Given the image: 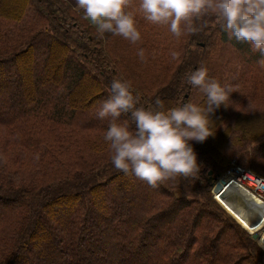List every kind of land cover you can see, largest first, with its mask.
Segmentation results:
<instances>
[{
	"label": "trees",
	"instance_id": "trees-1",
	"mask_svg": "<svg viewBox=\"0 0 264 264\" xmlns=\"http://www.w3.org/2000/svg\"><path fill=\"white\" fill-rule=\"evenodd\" d=\"M2 2L0 39L13 36L5 39L8 46L0 48V264H44L43 259H53L55 264H124L125 256L110 259L106 254L96 255L90 247L83 246L91 238L93 213L100 219L107 217L99 228L100 234L110 242H114L116 236L121 237L119 250L128 256L140 257L141 249L152 250L157 263H163L166 258L168 264H186V257L191 255L190 264H197L203 252L204 264H264V250L259 243L244 227L241 229L229 217H223L217 200L207 197V193H195L190 199L178 197L175 192L170 194L161 187L160 191L145 192L141 197L133 196L130 201L124 199L116 203L117 197L133 187L130 183L135 174L115 168L112 159L103 161L105 164L95 163L105 149L102 135L77 136L75 133L77 127L105 130L108 119L101 122L100 118H81L86 111L96 108L98 111L102 104L98 98L104 92L87 82L86 71L75 57L77 55L86 67L94 68L97 77L100 71L107 73L106 64L111 65V58L108 55L97 58L91 53L90 45L95 39L86 35L91 28L84 25L83 13L82 19L72 16L69 0ZM133 4H139V0ZM136 16L140 14L135 13ZM205 18L195 26L198 30L192 32L196 50L218 46L219 40L220 44L221 41L230 42L222 27L220 36V31L211 30L210 20ZM139 19L137 23L143 22L144 15ZM12 21L19 22L20 26L7 28ZM80 28L87 29L79 34ZM53 35L68 42L48 41ZM235 43L238 49L249 44L237 40ZM37 44L46 49L34 67ZM72 46L75 49L71 50ZM197 60L201 57L191 58L189 65L192 67ZM9 65L22 72L18 77L24 85L11 96L12 87L3 75ZM41 68L45 71L38 74ZM83 82L87 86L80 89ZM6 98L9 99L5 104ZM3 105L8 108L4 117L1 115ZM124 118L122 115L121 119ZM79 139L91 146L81 147ZM73 144L76 147L71 149ZM89 154L93 159L87 160ZM206 170L200 168L197 174L204 176L210 189ZM57 211L66 218L55 217ZM72 216L73 220L69 219ZM49 220L55 229H45ZM170 223L172 232L160 239L161 246L150 243L153 239L159 240L164 232L158 229L168 228ZM117 224L124 226L120 235L116 234ZM55 230L64 234L62 242L53 243ZM213 232L215 235L210 236ZM226 235L234 243L225 248L227 241L221 242ZM181 238L186 240L182 242ZM202 238H207L210 244L202 243ZM79 247L82 248L80 252ZM32 249L36 253H31ZM236 249L247 252L237 255ZM222 252L226 255L221 256ZM78 253L82 254V262L70 261L69 258L79 256ZM169 253L171 258H168ZM32 256L42 260L37 258L34 262ZM131 264L145 263L139 259Z\"/></svg>",
	"mask_w": 264,
	"mask_h": 264
},
{
	"label": "rangeland",
	"instance_id": "rangeland-1",
	"mask_svg": "<svg viewBox=\"0 0 264 264\" xmlns=\"http://www.w3.org/2000/svg\"><path fill=\"white\" fill-rule=\"evenodd\" d=\"M69 1L73 7L72 11L74 13L72 16L75 15L73 17H81L82 19L83 9L79 8L77 0ZM134 1L135 0H128V10L138 13L141 16L143 13L139 9V4H133ZM0 2L3 3L2 0H0ZM7 2L8 4H11V0H7ZM55 16H58V13H55ZM140 16H136V20H141L139 19ZM207 18L210 20V27H212L211 30L217 31L218 33L220 31L221 36L222 26L216 22L214 16L207 15ZM83 19L85 20V22H83L84 25H88L91 30L87 28H80L79 34H83L84 30L87 29L88 32L86 35L95 39V43L90 45L93 48L91 53L95 54L97 58L99 55H108L111 58V65H108V63L106 64L108 67L107 73L104 74L100 71V76L97 77V74L93 70L94 68H91L89 65L87 68L85 63H83L81 60H78L77 55L75 57V60L78 62V64L80 63L79 65H81L84 71H86L87 82L91 83L95 87H100V90L104 92L98 98L102 101V103L109 97V91L113 78L130 81L133 94L138 97L139 104L145 106L149 104L154 105L157 98H160L162 101H164L166 107L178 105L189 99L203 102L205 99L204 94L200 92L198 88H194L187 82V74L195 70V65L197 67L203 65L208 69L209 77L215 78L222 84L228 85L231 89V92L229 93L226 102L221 103L219 107L215 108L213 112L209 113L213 134H216V136H213V134L210 135L205 140L207 145L203 144L204 141H191L196 152L198 153V160L201 164L200 168H205L208 170L206 175L208 177L207 179L209 180L211 177L210 171H213L214 176L216 175L221 179H228V177L231 176L229 173L233 174L232 170L237 168L243 170L245 173H248L250 176L253 175L264 179V58L261 57L259 52L254 51L248 42L247 47L244 46V49H238L235 47V38H230L229 40L231 43L221 41L220 44L219 40V43H216L218 46L209 45L208 48H205V50H196V47L192 42V32L184 30L182 31V34L177 37L170 32L169 26L167 24H154L144 18L143 22L137 23V26L141 32V39L133 44L124 37L120 35H114L109 32H105L103 36H101L98 33L96 27L90 23L89 20L85 18ZM196 19V21H192L194 26L197 24L200 25L203 19L205 20L206 18L203 16ZM9 23L11 24L8 25L6 23L7 28H15L20 26L19 22L16 21ZM183 23L184 22H182V26ZM148 28H152V30ZM12 36H2L0 41L3 43L0 42V48L8 46L9 43L6 42L5 39H11ZM47 39L48 41H58L59 43L60 40L68 42L66 39H60L54 35L48 37ZM139 48H143L145 50V58L143 60L137 55V50ZM45 49L46 48L42 45L38 46L37 44V48L34 50L33 54L35 63L34 67L36 66V62L39 61L38 57L43 54L42 51ZM73 49H75L74 46H72L71 50ZM173 52L177 53L175 57L172 55ZM199 56L201 57V60H197L196 64L193 63L191 67V64L189 65L188 61L191 58L197 59ZM106 58L108 59L107 56ZM46 63L47 61L45 64ZM44 71L45 70L41 68L38 74H43ZM19 73L22 72L13 70L12 66L10 65L4 71L3 75L7 78L9 87H12L9 90L11 93L10 96L15 91L22 90L24 87L23 83L20 82L18 77ZM85 86H87V83L83 82L80 89H83ZM8 99L9 98H6V101L4 102L5 104ZM6 109H8L7 105H3L1 110H4V112H1L3 117L8 113V110ZM96 109L86 111L81 116V118H99L97 116ZM104 119L100 118V121L103 122ZM104 131L105 130L87 127H84V129L77 127L75 133L77 136H95V134H100L103 136ZM51 135L52 134L49 136ZM79 140H82L80 144L81 147L87 148L91 146L88 145L84 139ZM75 147L76 146L73 144L71 149H74ZM104 147L105 149L103 152L99 153L100 159L98 157L99 160L95 161V163L103 162L105 160L111 161L113 151L108 146V142H106ZM79 149L80 148H78V150ZM85 151L90 152L88 150ZM92 157L94 156L89 154L87 160L93 159ZM103 164H105V162H103ZM130 184L133 187H130L129 192L117 197L115 199L116 203H120L124 199L130 201L133 199V196L141 197V195L145 192L151 193V191H160L161 187H165V191L170 194L175 192L176 196L178 197L188 196V198L193 199L196 195L195 193H207V197L217 200L214 193L212 192L211 187L210 189L207 187L204 176L202 174H197V172H194L189 177H175L166 179V181H158L155 186L150 185L147 181L142 180L135 175L133 181H131ZM168 187L176 188L173 191ZM217 202V205H220V208L223 212V217H229L241 229H243L244 226L249 228L247 224L240 221L235 214L230 212L229 208H232L233 206L228 207V204L225 202V204L223 202L222 204L219 200H217ZM252 202L254 203V200ZM56 215L57 218H66L65 214L58 213V211L55 212V217ZM184 216L185 214L182 215V219ZM73 218L74 216L69 217L71 220H73ZM106 219L107 217L100 219L97 213H93L94 222L92 224L91 238L90 241L83 243L84 247L86 246L91 248L93 251L92 253L96 255L106 254L110 259H114L115 257L121 255L125 256L123 260L125 261L124 264H131L137 262L139 259H142L145 264H168L169 261H167L166 258H164L163 263H157V259L155 258L156 253L152 250L146 252L141 249L139 252L140 257H134L132 255L128 256L123 251L119 250V246L123 241L121 237L116 236V240H114V242H110L104 239L100 234L99 228L102 227ZM48 223L49 225H45L46 230L52 229V227L55 229V226L51 220H49ZM211 223L212 222H209V224ZM183 224L184 222L182 220L181 227H183ZM117 225L119 229L116 234L120 235L119 233L123 232L124 226L121 224ZM171 225L172 223L167 225L168 228H159L158 230H163V236H160L159 240L157 241H154L153 239V241L150 243L161 246L163 242H161L160 239H163L164 235H169L172 232ZM205 225H208V223ZM201 230L205 231L203 229ZM55 231L56 233L53 237V243L62 242L65 238L64 234H61L57 230ZM213 235H215L214 232L210 236ZM181 239L182 242L186 240L185 238ZM201 241L202 243L210 244L207 238H202ZM226 241L227 244H225V248L228 245L230 246V244L234 243V240L229 238L227 235L221 243H225ZM258 245L261 246L260 244ZM153 247L155 248V246ZM115 248L116 252L114 253ZM78 249L79 252L82 250L80 247ZM262 249L264 250L263 247ZM236 252L237 255L243 256V253H246L247 251L243 249H236ZM31 253L36 252H34L32 249ZM81 255L82 254L77 257L73 256L69 259L73 262H82ZM225 255L226 252H224V255L223 252L221 253V256ZM204 256L205 253L203 252L199 254V262L197 264H204ZM169 257L171 258L170 253L168 255V258ZM186 258V264H190L192 258L191 255ZM36 259L32 256V260L34 262ZM38 259L40 260L41 258ZM43 262L51 264L56 263V261L53 259H43ZM18 264H20V262ZM98 264L102 263L100 262Z\"/></svg>",
	"mask_w": 264,
	"mask_h": 264
},
{
	"label": "clouds",
	"instance_id": "clouds-1",
	"mask_svg": "<svg viewBox=\"0 0 264 264\" xmlns=\"http://www.w3.org/2000/svg\"><path fill=\"white\" fill-rule=\"evenodd\" d=\"M77 4L101 36L109 32L133 44L141 39L128 0H77ZM139 9L147 21L167 24L177 37L184 30H198L193 18L212 15L230 38L248 42L264 58V0H139ZM137 55L143 60L145 50L139 48ZM187 82L204 94L203 102L189 99L166 107L157 98L154 105L145 106L139 104L130 81L113 78L97 116L108 118L103 139L113 151L115 168L131 171L153 186L200 171L191 141L203 142L213 134L209 113L227 101L231 89L209 77L203 65L187 74Z\"/></svg>",
	"mask_w": 264,
	"mask_h": 264
},
{
	"label": "water",
	"instance_id": "water-1",
	"mask_svg": "<svg viewBox=\"0 0 264 264\" xmlns=\"http://www.w3.org/2000/svg\"><path fill=\"white\" fill-rule=\"evenodd\" d=\"M210 181H211V187H212V192L217 195L216 199L220 201V203L225 202L227 204H233L236 206L238 211L242 214L243 218L247 221V223L252 226L254 223H256L258 220V217H255L256 213H254L248 205V203H243L240 202L242 200L235 199L236 192L238 190L240 191L242 196V192L240 187L232 181H226V179H221L218 176L213 175V171H210ZM239 193V192H238ZM223 204V203H222ZM239 204V205H238ZM251 204V203H250ZM256 207L258 205L256 203H253ZM251 210V211H249ZM253 212V214H252ZM233 215V214H232ZM259 221V220H258ZM244 226V224H243ZM247 231L251 234L252 238L256 240L261 246L264 245V233L261 231H250L246 226H244ZM261 240V241H260ZM264 248V246H262Z\"/></svg>",
	"mask_w": 264,
	"mask_h": 264
},
{
	"label": "bare ground",
	"instance_id": "bare-ground-1",
	"mask_svg": "<svg viewBox=\"0 0 264 264\" xmlns=\"http://www.w3.org/2000/svg\"><path fill=\"white\" fill-rule=\"evenodd\" d=\"M239 181L241 182V185L238 184V186L241 189L242 192V196L239 195L241 194L240 191L238 190V192H236L235 195V199H239L242 200L240 202L243 203H248V205L251 207L250 209L256 213V215H254L255 217H258V220H256L257 222L254 223L252 226H250L247 221L243 218L242 214L238 211V209L236 208V206H234L233 204H228L229 206H233L230 209V212H232L233 214H235L237 216V218L242 221L243 223L248 225V229L250 231H262V233H264V203H259V198L264 200V190H262L261 188H259V185L257 182H252V183H245V181H242V179L240 178ZM259 197V198H258ZM255 201L256 203L260 204V207H256L252 201ZM224 203V202H223ZM251 203V204H250ZM225 204V203H224ZM227 204V203H226ZM263 204V205H262ZM239 205V204H238ZM249 210V211H251ZM261 241V240H260Z\"/></svg>",
	"mask_w": 264,
	"mask_h": 264
},
{
	"label": "built area",
	"instance_id": "built-area-1",
	"mask_svg": "<svg viewBox=\"0 0 264 264\" xmlns=\"http://www.w3.org/2000/svg\"><path fill=\"white\" fill-rule=\"evenodd\" d=\"M233 171V174L229 173V176L228 179H226V181H232V182H235L237 185H241V182L239 181V179L241 178L242 181H245V183L249 182V183H252V182H257L258 185H259V188H261L262 190H264V179H262L261 177H256V176H250L248 175V173H245L243 170L237 168V169H234L232 170ZM231 172V171H230ZM244 175V177H243ZM215 195V194H214ZM215 197H217V195H215ZM259 198V197H258ZM259 203H264V200L259 198ZM254 203H256L254 201ZM258 205V207H260V204L256 203ZM263 205V204H262Z\"/></svg>",
	"mask_w": 264,
	"mask_h": 264
}]
</instances>
